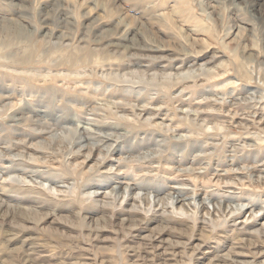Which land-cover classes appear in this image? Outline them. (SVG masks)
I'll return each mask as SVG.
<instances>
[{"label": "rangeland", "instance_id": "rangeland-1", "mask_svg": "<svg viewBox=\"0 0 264 264\" xmlns=\"http://www.w3.org/2000/svg\"><path fill=\"white\" fill-rule=\"evenodd\" d=\"M97 1L0 0L29 34L0 29V264H264V20L246 0ZM98 133L119 145L74 141Z\"/></svg>", "mask_w": 264, "mask_h": 264}, {"label": "bare ground", "instance_id": "bare-ground-1", "mask_svg": "<svg viewBox=\"0 0 264 264\" xmlns=\"http://www.w3.org/2000/svg\"><path fill=\"white\" fill-rule=\"evenodd\" d=\"M245 1V0H244ZM113 2V4L115 3V1H112ZM144 2V1H143ZM249 6V8H251L253 11H255V12H258V14L261 16V18L264 20V0H246L245 1ZM244 2V3H245ZM109 3H110V1L109 0H106V1H103V0H101V1H97L96 3H95V6H98L99 4H101V5H103V12H107V13H111V14H113L114 13V11L112 10V8L114 9V5H110L109 6ZM116 4V3H115ZM119 5V4H118ZM146 5V4H145ZM117 7H115V9H116ZM152 9V8H151ZM141 10V9H140ZM152 10H154V9H152ZM148 11H149V9H148ZM93 12V11H92ZM155 12V11H154ZM257 14V15H258ZM61 15V14H60ZM150 15V14H149ZM98 16V15H97ZM100 16V15H99ZM122 18H123V16H121ZM146 17V16H145ZM256 17V16H255ZM63 18V17H62ZM135 18V17H134ZM141 20H143V16L141 15ZM150 18V17H149ZM95 19V18H94ZM98 19H100V18H98ZM131 19V18H130ZM151 19V18H150ZM103 20V19H102ZM123 21V19H121V18H119V20L118 21H116V22H114V23H116V25L117 24H120L122 21ZM99 21V20H98ZM97 21V22H98ZM130 21V20H129ZM138 21V20H137ZM143 21H145V20H143ZM64 22V21H63ZM66 22V21H65ZM90 22V21H89ZM124 22V21H123ZM132 22V21H131ZM134 22V21H133ZM146 22V21H145ZM2 23L3 24H0V29H2V31L3 32H7V33H10V34H12V35H15V37L16 38H19V39H21V38H23V39H26L28 36H29V34H28V31L26 30V28H24L22 25H20L19 24V22H16V21H14V20H3L2 21ZM138 23V22H137ZM137 23H134V31L133 32H128V33H132L133 35H132V37L133 38H136V39H133V38H131L130 40H132V41H135V45H136V42H140V43H142L143 44V48L144 49H149L151 52H159V51H161L160 49H158L157 48V46L155 45V43H152V42H149V41H147V40H143V41H139V39H138V37H139V35H141L142 37L143 36H145L146 34H148V33H146V30L144 31L143 29H142V26L141 27H138L137 26ZM140 24H146V23H144V22H139ZM61 24V23H60ZM90 24V23H89ZM114 26V25H113ZM125 26V25H124ZM131 26H133V25H131ZM62 27H63V24H62ZM88 27V26H87ZM91 27V25L89 26V28ZM119 27V26H118ZM125 27H127V26H125ZM264 27V26H263ZM105 28V27H104ZM111 29V28H110ZM114 29V28H113ZM90 30V29H89ZM106 30V29H105ZM126 30V29H125ZM110 31H112V30H110ZM124 31V30H123ZM140 31V32H139ZM144 31V32H143ZM101 32H104V31H101ZM105 32H108L107 30L105 31ZM1 33V32H0ZM114 33V32H113ZM111 34V33H110ZM9 35V34H8ZM94 35V34H93ZM103 35V34H102ZM114 35V34H113ZM122 35V34H121ZM59 37H60V35H58ZM99 36H100V34H99ZM98 36V37H99ZM108 36V35H107ZM110 36V35H109ZM127 37H129V36H125V40H126V38ZM61 38H62V36H61ZM64 38V37H63ZM145 38H146V36H145ZM100 39V38H99ZM128 39V38H127ZM101 40V39H100ZM154 40V39H153ZM119 41V40H118ZM116 42V41H115ZM130 42V41H129ZM62 43V42H61ZM107 43H109V42H107ZM114 44V43H113ZM121 44H122V42H121ZM138 44V43H137ZM119 45V44H118ZM100 46V45H99ZM129 46V45H128ZM124 47H125V44H124ZM133 47V46H132ZM97 48H99V47H97ZM101 48H102V46H101ZM123 48V47H122ZM136 48H138V46L136 47ZM116 49V48H115ZM147 49V50H148ZM162 49V48H161ZM120 50V49H119ZM130 50H133V49H131L130 48ZM143 50V49H142ZM148 50V51H149ZM111 51V50H110ZM116 51H117V49H116ZM112 52H113V50H112ZM111 52V53H112ZM124 52V51H123ZM126 52V51H125ZM137 53V52H136ZM140 53V52H139ZM139 53L137 54V56L139 55ZM144 53V52H143ZM148 53V52H147ZM66 54V53H65ZM130 54V53H129ZM151 54V53H150ZM160 54V53H159ZM146 55V54H145ZM158 55V54H157ZM156 55V56H157ZM152 56V55H151ZM166 56V55H165ZM128 57H130V56H128ZM135 57V56H134ZM142 57V56H141ZM146 57H149L148 55H146ZM159 57H160V55H159ZM158 57V58H159ZM179 57V56H178ZM194 58H195V60H193V61H195V62H197V60L199 59V61L200 60H202V58H201V56L199 55V57H197V56H193ZM98 58V57H97ZM138 58V57H137ZM140 58V57H139ZM156 58V57H155ZM161 58V57H160ZM162 59V58H161ZM189 59V58H188ZM191 59V58H190ZM147 60H148V58H147ZM137 61V60H136ZM194 62V64H196ZM263 64H264V61H261ZM134 63V62H133ZM191 63V62H190ZM210 63V62H209ZM209 63H207L206 62V64H204V63H201L199 66H201V69H208V65H209ZM127 66V65H126ZM161 66V65H160ZM192 66V65H191ZM113 67V66H112ZM115 67V66H114ZM138 67V66H137ZM136 67V68H137ZM207 67V68H206ZM155 67H153V68H148L147 70H151V69H154ZM182 68V67H181ZM180 68V69H181ZM193 68V67H192ZM123 69V68H122ZM142 69V68H141ZM144 69V68H143ZM194 69H195V67H194ZM199 70L200 68H196L195 70H192V69H190L189 71H187V73H182V71H181V73H176V75L173 77L174 78V80H176L177 82H176V84L175 85H177V84H180V82H182L183 80H186V78L187 77H193V76H195V73H197V72H195L196 70ZM200 69V70H201ZM129 70V69H128ZM133 70V69H132ZM197 70V71H198ZM199 70V71H200ZM126 71V70H125ZM131 71V70H130ZM159 71V70H158ZM171 71V70H170ZM180 71V70H179ZM198 71V72H199ZM87 72V71H86ZM131 72H133V71H131ZM165 72V71H164ZM169 72V71H168ZM201 72H202V70H201ZM136 73H138V72H135L134 74H136ZM142 73V72H141ZM140 73V74H141ZM125 74V73H124ZM145 74V73H144ZM175 74V73H174ZM127 75V74H126ZM149 75V74H148ZM155 76H156V74H154ZM172 76H173V73L171 74ZM141 76V75H140ZM163 76V75H162ZM166 76V75H165ZM125 77V76H124ZM143 77H144V75H143ZM158 77V76H157ZM164 77V76H163ZM153 78V77H152ZM168 78V79H167ZM155 79V78H154ZM166 79L167 80H171L172 78H171V76H170V74H168V76L166 77ZM107 80V79H106ZM163 80V79H162ZM133 81V80H132ZM164 81V80H163ZM116 82V81H115ZM122 82V81H121ZM139 83V82H138ZM139 86V85H138ZM168 89H170V88H168ZM207 93V92H206ZM137 96H139V95H137ZM111 97V96H110ZM128 98V97H127ZM129 102H131V101H129ZM128 103V102H127ZM122 104V103H121ZM129 104V103H128ZM117 105V104H116ZM130 106V105H129ZM138 106V105H137ZM136 106V107H137ZM153 107H155V106H153ZM131 108V107H130ZM148 108H151V107H148ZM133 109V108H132ZM152 109V108H151ZM127 110V109H126ZM143 110V109H142ZM141 110V111H142ZM155 110V109H154ZM127 111H129V110H127ZM156 111V110H155ZM158 113V112H157ZM155 115V114H154ZM157 116H158V114H157ZM155 117V116H154ZM153 117V118H154ZM165 117V116H164ZM150 118H151V116H150ZM148 118L147 120H146V122H149L150 124H153L154 126H157V127H161V128H163V122H161V123H159L158 124V122H155V121H153V118ZM165 119V118H164ZM167 119V118H166ZM196 119V118H195ZM208 120V119H207ZM197 121V120H196ZM42 122V121H41ZM92 124V123H91ZM94 124V123H93ZM171 124V123H170ZM162 125V126H161ZM176 125V124H175ZM174 125V126H175ZM179 125V124H178ZM167 127H169L168 125H166ZM175 128V127H174ZM170 129V128H169ZM95 131H97V130H95ZM99 131V130H98ZM108 132V131H107ZM114 132V131H113ZM94 133V132H93ZM72 134H73V132H72ZM82 134V133H81ZM115 134V133H114ZM80 136V135H79ZM83 136V135H82ZM123 138V137H122ZM110 141V142H112L111 143V145H110V149H112L113 148V146L115 145V146H117V145H119V140L118 139H116V138H114V136L112 135V133L111 134H106V135H102V134H88L87 136H85V137H79L78 138V140H74L75 141V143H77V145L79 146V148H80V150L82 149V150H84V149H88V148H90V150L91 149H94L95 148V144L94 143H97V142H104V141ZM109 143V142H108ZM142 143H143V145H149L150 143H148V141H145V144H144V142L143 141H141V142H139L138 144H140V145H142ZM74 145V144H73ZM125 146H126V148L125 149H132L131 147H132V145H131V143H127V144H124ZM137 145V144H136ZM77 146V147H78ZM105 146V145H104ZM122 146V145H121ZM76 147V148H77ZM108 147H109V145H108ZM124 147V146H123ZM122 147V148H123ZM194 146H187V148H189V149H191V148H193ZM97 148V147H96ZM115 148V147H114ZM109 149V148H108ZM79 150V149H78ZM117 147H116V150H114V151H116L117 152ZM119 151V150H118ZM129 151V150H128ZM79 153H80V151H79ZM110 153V152H109ZM109 153L107 154V155H109ZM21 155V154H20ZM22 156V155H21ZM146 157L148 158V157H150V154L149 155H146ZM18 158V157H17ZM30 159V158H29ZM33 162V161H32ZM16 169H20L21 170V168L20 167H17ZM15 169V170H16ZM116 173V172H115ZM118 174H120V173H116L115 174V176H116V178L119 176ZM118 180H119V177L117 178ZM121 182V181H120ZM124 182V181H123ZM4 185V184H3ZM9 187V186H8ZM117 187H119V186H117ZM132 188V187H131ZM133 188H134V186H133ZM176 188V193H178L179 194V196L177 197V202H179L180 201V196L183 194V193H185V190L186 189H188L187 187L185 188V187H175ZM4 188H0V190L2 191ZM178 189V190H177ZM185 189V190H184ZM9 190V189H8ZM134 190V189H133ZM1 196V195H0ZM10 199V198H9ZM2 201H3V199H2ZM6 201V200H5ZM23 201V200H22ZM3 203V202H2ZM6 203V202H5ZM0 204H1V202H0ZM8 204H9V202H8ZM99 204V203H98ZM247 205V204H246ZM8 206H10V205H8ZM13 206V205H12ZM14 207V206H13ZM21 207V206H20ZM29 207V206H28ZM239 208V207H238ZM3 209H6L5 210V212L7 211V213L8 212H10V210H8L9 208H7V206L5 205V204H1L0 205V210H3ZM16 209V208H15ZM133 209H137V207H133ZM231 209V208H230ZM234 209V208H233ZM232 209V210H233ZM16 211V210H15ZM20 211V214H21V216L22 215H27V218H26V220H30L31 218H34V219H37L38 218V215H39V213H38V211H35V210H19ZM167 210H164V211H161V215L163 216V220L165 219V217H166V214L168 213V212H166ZM14 212V211H13ZM132 213V212H131ZM17 215V214H16ZM28 215H32V216H28ZM89 215H93V213L92 212H90V214H87L86 216H89ZM14 217V216H13ZM172 218V217H171ZM124 221H126V222H131V224H134V225H136V227H137V224H136V220H131V218H124L123 219ZM205 220V219H204ZM153 221V220H152ZM30 222V221H29ZM248 225V224H247ZM246 225V227H248ZM133 226V225H132ZM244 226V225H243ZM135 227V228H136ZM243 228V227H242ZM246 230V229H245ZM248 231V230H247ZM246 231V232H247ZM9 232V231H8ZM7 232V233H8ZM249 232V231H248ZM10 237V236H9ZM154 248V247H153ZM158 251L156 252V256H159L161 259H164V257L165 258H168V255L170 254V253H167L166 252V249H165V247L164 246H159L158 248ZM168 251H170V250H168ZM173 252V251H172ZM174 253V252H173ZM165 255V256H164ZM170 258V257H169ZM149 259V258H148ZM249 260V259H248ZM248 260H245V262H243L244 264H252V261H248ZM30 263V262H29Z\"/></svg>", "mask_w": 264, "mask_h": 264}]
</instances>
